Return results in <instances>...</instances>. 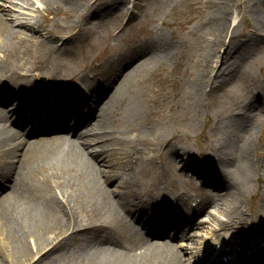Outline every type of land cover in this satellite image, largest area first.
Returning a JSON list of instances; mask_svg holds the SVG:
<instances>
[{
	"label": "bare ground",
	"instance_id": "bare-ground-1",
	"mask_svg": "<svg viewBox=\"0 0 264 264\" xmlns=\"http://www.w3.org/2000/svg\"><path fill=\"white\" fill-rule=\"evenodd\" d=\"M1 1L11 5L13 3L10 0ZM23 1L29 6H33V1L36 0ZM78 2L83 3L84 10L77 8ZM113 2L114 4L132 3L133 8L137 7L136 0H113ZM53 3L62 7H67L69 4L75 5L79 10L78 19H80L81 24H84L87 19L99 15L102 0H52L49 4ZM2 12L3 14L0 15V53L3 54L4 61L7 62V66H0L2 76H8L10 67H13L11 70L13 82L9 80L8 83L11 82V85L16 88H22L23 83V86H29L27 78H23L22 74L18 73L17 68L26 67L32 55L38 57L40 49L35 50L33 48L35 44L29 36V33L37 32L34 27L37 23H31L28 19L23 20L12 8L6 6L2 7ZM224 14V12L220 13V20L223 27H228V15ZM147 15L149 14L146 13L145 17ZM35 18L33 16L32 20L35 21ZM11 25L14 28L17 25L19 29H13ZM62 26L58 30L63 31L64 35L74 36L76 32L82 30L79 24L67 25L69 27L68 32ZM137 28L140 26L134 25V29ZM86 29L92 31V28H84V30ZM226 29L222 28L223 34ZM258 31L259 29L255 30L253 34ZM11 34L16 36L17 34H26V38L19 39L21 41L20 47H16L11 42ZM85 35L86 33L82 39H79V42L86 41ZM254 36L256 38L260 35ZM160 37L162 38L161 35L154 36L150 31L146 38L149 40L141 48L146 50L155 43L159 44ZM227 38H229V46L221 52L223 59L217 66V69L220 70L235 64L229 63L235 60V55L231 60H227L229 54H235V46L232 48L230 45L237 44L241 47L243 46L241 43L245 42L244 40L240 41V36L235 28L228 29ZM217 40L214 46L219 49L222 41L219 38ZM63 46L61 50H58L66 53V59H63L64 64L61 68L64 71L63 77L69 79L77 76L81 82H89L85 75V68L70 62L68 42L65 41ZM51 50L49 47L46 51L45 47L43 59L37 60L34 68H40L47 73L44 66L51 65V61L58 68L60 55L58 52L54 53L53 50L51 52ZM81 54L84 55V53ZM141 55L142 52L135 50L134 47L129 49L126 56L119 52L120 58L114 68L115 74L107 79L109 95L103 104L101 103L105 107L97 106V113L102 114L100 132H94L93 137H89L87 142L84 141V147L66 145L69 140L64 139V136H38L37 140L32 142L24 141L25 146H22L20 141L13 136L17 134V130L11 128H9V133H11L9 136L0 138V192L5 191V194L0 195V245L9 248L7 257L0 250V264H5L3 259L4 261L10 260L8 264H42L48 257L46 255L61 250L66 241L74 237H97L100 245L96 250L92 241L81 244L83 251L74 264H186L187 259L184 254L169 247L170 242L163 240L160 243H155L158 245L152 246L141 239V225L147 223L144 216L148 209L150 213L154 211L156 215L155 212L157 211L153 210L154 203L160 199L156 196L165 195L167 191L153 190L152 185L149 184L144 186L143 189L147 191V193H142V198L145 199L144 204L140 207L136 199L133 202L137 210L141 209V215L135 216L125 199L126 190L121 191L118 188L112 190L110 188L111 184L119 178H122L126 183H132L136 188L138 186L136 178L143 171L149 172L148 177L154 176L150 171L155 170L151 166V158L153 155H164L160 151L165 144H167V153H170L165 159L167 167L174 162L173 156L174 158L184 157V160L192 161L194 160L193 155L201 152L182 141V134L170 135L167 130L163 131L162 125H159L158 130L148 135L147 138H143L141 135L130 136L128 126L133 121L134 126H136V121H141V113L138 111L140 105L139 90L135 95H132V89L136 87L137 82L135 77L138 78V74L144 71L145 66L155 60L147 58L142 62L139 61L137 66H133L130 70L127 69L128 65ZM243 60L246 62V59ZM256 61L261 64L264 61V56ZM244 62L240 60L237 64L238 68H241ZM13 63L15 65H12ZM205 73L209 75V73ZM246 74L247 76L244 75L245 79L250 75V72H246ZM127 75L129 76L125 80ZM117 76L124 77H119L114 85L113 81ZM222 77L223 75L218 74V72L214 76H210L215 81L223 79ZM1 81L0 78V83ZM223 82L224 80L219 86ZM242 83L244 84V81ZM254 83L256 86L259 84L256 88L258 95L248 98L240 107H234L235 111L237 109L247 111L257 107L258 104H261L264 111V83H260L257 78ZM0 86L2 85L0 84ZM237 86L236 92L229 94V98L232 100H239L243 96L244 87L239 83ZM11 87H2L1 91L8 92ZM194 91L187 93L186 96L189 101L194 98L198 102L199 99L197 98L201 89L195 87ZM102 96L92 95L87 100L94 99L98 102ZM131 103H134V113L131 112L130 114L134 116V119L129 120L125 127L115 129L112 126L115 116L122 110H124L123 113L129 111L127 109ZM98 109L100 110L98 111ZM0 112H2L1 109ZM245 113L236 116L234 120L222 122L221 129L225 130L223 134L216 135V137L206 134L203 141L200 142L202 149H205L207 151L205 153L209 155L208 165L202 166L208 168L204 175L208 176V180H212L210 186L223 188L221 193H225L227 198L232 197L231 205L226 201L219 202L214 199L216 198L214 195L220 192H215L212 188L203 186L197 188L194 184L192 185L197 189L195 197L202 199L198 204L197 212L204 211L208 207L211 208V218L206 222L213 227L212 235L215 236L222 235L238 225H246L248 222L255 221L264 213V117H262V124L259 126L257 122H253L258 120L257 116L250 118V115L247 116ZM182 120L187 121L185 118ZM208 120L212 121V118L209 116ZM188 123L190 122L188 121ZM224 123L227 124L226 129L223 128ZM142 128L144 136L147 131L144 130L143 126ZM106 132L111 137H107ZM142 139L145 144H138ZM159 143L161 144L160 151ZM2 146H10V148L5 150ZM134 154L136 163L131 162V157H134ZM64 163H71L74 166L68 170L64 168ZM217 164H219L220 169L214 173L209 167H214ZM49 169L56 171H47ZM229 177L231 178L228 180ZM189 200L190 196L187 194L182 197L177 196L174 199V201H179L185 210L189 208L187 205ZM143 209H145L144 216H142ZM253 209L259 210L254 218L252 216ZM164 216L165 219H171L173 213L167 212ZM98 221L100 224L97 223ZM191 223L193 224V222ZM197 223L194 222L193 227L191 226L188 231L205 226L204 222ZM104 230L113 232L108 236L102 234L103 238L100 239L99 233ZM188 231H186V237H191L192 241L196 242L198 238L195 236L196 234L190 236ZM121 236H125L126 239L120 240ZM262 240H264V233L260 234V241ZM230 241L229 239L228 243ZM183 245L185 244L182 243ZM66 247L67 245L65 249ZM137 248L140 249V252L136 251ZM186 252L188 251L184 253Z\"/></svg>",
	"mask_w": 264,
	"mask_h": 264
},
{
	"label": "rangeland",
	"instance_id": "rangeland-1",
	"mask_svg": "<svg viewBox=\"0 0 264 264\" xmlns=\"http://www.w3.org/2000/svg\"><path fill=\"white\" fill-rule=\"evenodd\" d=\"M11 1H13L12 5L0 0V8L1 6L12 7L16 13L23 14L21 17L27 18V7L29 6L23 0ZM50 1L52 0L37 2V5L43 7V10L47 14H44L46 17L38 14V18H42L44 26H48L52 34L58 36L57 38L61 36H64V38L69 37L68 35H64L63 31L58 30L63 24L65 25L62 27L67 32L69 30L68 26L71 24H79L82 28L80 33L88 30H84V28H92V31L86 32L85 42L78 43L83 35L75 36L79 33L76 32L74 35L75 42L68 48L70 51H73L70 54V62H74L76 65L79 64L81 68H85V73L90 72L91 75L96 77L94 81L108 83L107 79L115 74L114 68L120 58L119 52L123 53V56H126L129 49L133 47L135 50L142 52L140 57L128 65L127 69L129 70L133 66H137L139 61L142 62L147 58L155 59L153 63H148L145 66L144 71L138 74V78L135 77L137 82L136 87L132 89V95H135L139 90L140 105L138 111L141 113V121H136V126H134V121L131 123L132 126H128L130 136L136 137L141 135L143 138H147L148 135L158 130L157 127L159 125H162L164 127L163 131L167 130L170 135L174 133H176L175 135L182 134V141L189 144L193 149L202 152L201 154L198 152L193 156L204 159L209 158V155L205 153L207 152L205 149H202L200 142L203 141V137L206 134L213 137L223 134L225 130L221 129L223 126L222 122L234 120L236 114L242 113L243 115L246 112V115H250V118L258 117V120L253 122H257L259 126L262 124L261 119L264 117V111L261 108V104L247 111H241L240 109L235 111L234 107H240V105L245 103V100L258 95L256 94V88L259 84L256 86V83H254L256 78L260 83H264V61L261 64L256 61L264 56V0H136V8H133L132 3L120 2L119 4H114L113 0H102V10L100 9L99 15L92 16L84 24H81L77 15L78 9L84 10L82 2H78L77 9L72 4L62 7L54 3L49 4ZM109 6L114 8L113 14L104 10ZM129 11V15L125 17L124 12ZM218 12L219 14H217ZM221 12H224V15H228V27H223L222 25V21L220 20ZM146 13L149 15L145 17ZM1 14L2 12L0 11ZM68 16L71 17L69 18ZM134 25H139L141 29H134ZM222 28H227L224 34ZM229 28H235L240 36V41L244 40L245 42L241 43L243 45L241 47L237 44L230 45L232 48L235 46L236 52L234 51L235 54H229L227 60H231L233 55H235L237 61L235 57V60L229 62L230 64H235L224 70H220L219 68L217 69V66L223 59L221 52L229 46V38H227ZM257 29L259 31L253 34ZM150 31L154 36L161 35L162 38L160 37L159 44L155 43L144 50L141 47L149 40L146 38L149 36ZM256 34L260 36L254 38ZM74 37L69 38V40ZM217 38L222 41L220 42L221 46L219 49L214 46V43L218 41ZM11 40L19 46L18 39L12 38ZM54 43H52V47L54 46L53 50L57 52ZM77 43L78 46L76 48L74 46ZM81 53H84L85 56ZM65 57L66 55L61 54L58 58V68L53 61H51V65H45L44 68L49 73L61 74V68L64 64L63 59ZM243 59H246V62ZM240 60L244 62L243 69L242 67L238 68L237 64ZM33 61L31 59V64L34 63ZM205 72L209 73V75ZM217 72L223 75V79H219L221 76L218 78V81L210 78V76H214ZM246 72H250L247 79L244 78V75L247 76ZM42 75L40 74L39 76ZM128 76L125 80H127ZM119 77L122 78L124 76H118L114 80V84L117 83ZM55 80L57 81V79L51 78L48 82H54ZM222 80L224 82L219 86ZM76 81H78L77 78H73L70 83L64 81L62 88L68 87L75 90V88H78ZM242 81H244V84ZM237 83L244 87L243 96L239 100H232L229 98V94L236 92ZM195 87L201 89L200 95L197 98L199 99L198 102L194 98L189 101V98L186 96L187 93L195 92ZM135 107L137 109L136 104ZM127 110L129 111L123 113L124 110H122L115 116L112 122V126L115 129L125 127L129 120L134 119V116L130 114L131 112L134 113V103H131ZM209 116L212 118V121L208 120ZM182 118H185L187 121L182 120ZM224 124L223 128L226 129L227 124ZM142 126L147 131L144 133V136ZM106 134L107 137H111L107 132ZM143 141L142 139L138 144H145ZM160 147L161 144L159 143V151ZM160 153L164 155H153L150 161L151 166L155 169L150 170L154 176L148 177L149 172L143 171L136 178L138 186L134 188L132 185V187L133 193L135 191L140 200L143 199L142 193H147L143 188L148 184L152 185L153 190L161 189L165 192L167 191L165 196H156L160 197L157 200H160L159 204L164 206L166 203L164 199L168 198L174 201L173 199L176 197L173 186L174 182L179 185L177 189V191L179 190L178 193L184 191L181 189L183 186L182 182L179 181L180 174L182 176L180 178H184L186 181L191 180L195 185L200 183V181L190 172H181L182 160L180 159L175 160L171 167H166L165 159L170 155V153H167V144L162 146ZM132 161H137L135 155ZM63 166L70 170L74 164L64 163ZM120 181H122V187L123 184L128 187V184L122 179ZM117 184L119 185V179L111 184L110 188L112 190L115 189ZM3 194H5V191ZM221 196L217 195V197H221L219 201H226L228 204H232V197ZM132 200L134 199L131 198ZM176 206L177 203L174 202L172 208ZM210 211L211 209L208 212L206 210V213H201L200 222L209 220ZM97 223L100 224L99 221ZM209 229L210 226L207 223H205V228L196 229L199 230L197 233L203 235L200 242L204 240V236L210 237ZM242 229L243 225L238 226L234 228V233H238L239 231L237 230ZM112 232L104 230L99 234L100 236L102 234L108 236ZM98 240L97 237H74L66 241L61 250L46 255L48 257L42 264H74L79 254L83 251L81 244L92 241L94 248L97 250L100 246ZM186 243L188 245L192 244L189 241ZM201 246L203 245L201 244ZM0 250L6 257L9 255L8 247L1 244ZM3 262L8 264L10 260L4 261L3 259Z\"/></svg>",
	"mask_w": 264,
	"mask_h": 264
}]
</instances>
